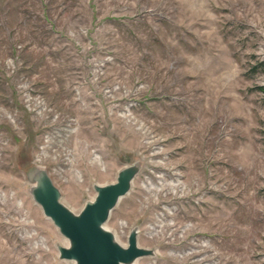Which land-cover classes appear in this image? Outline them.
I'll use <instances>...</instances> for the list:
<instances>
[{"label":"rangeland","instance_id":"rangeland-1","mask_svg":"<svg viewBox=\"0 0 264 264\" xmlns=\"http://www.w3.org/2000/svg\"><path fill=\"white\" fill-rule=\"evenodd\" d=\"M130 164L133 264H264V0H0V264H73L36 170L77 213Z\"/></svg>","mask_w":264,"mask_h":264},{"label":"water","instance_id":"water-1","mask_svg":"<svg viewBox=\"0 0 264 264\" xmlns=\"http://www.w3.org/2000/svg\"><path fill=\"white\" fill-rule=\"evenodd\" d=\"M136 171L134 164L126 165L117 171L113 182L93 185L94 197L73 213L59 201V190L45 172L36 170L30 195L67 240V246L56 247L60 259L73 264H133L135 259L150 254V250L136 244L134 230L127 234L126 245L121 246L102 227L117 200L127 193Z\"/></svg>","mask_w":264,"mask_h":264}]
</instances>
